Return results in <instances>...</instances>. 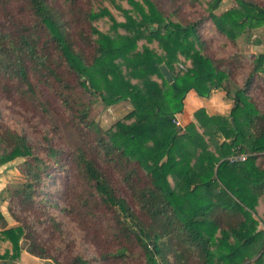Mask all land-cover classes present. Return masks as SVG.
I'll return each mask as SVG.
<instances>
[{"label": "trees", "instance_id": "1", "mask_svg": "<svg viewBox=\"0 0 264 264\" xmlns=\"http://www.w3.org/2000/svg\"><path fill=\"white\" fill-rule=\"evenodd\" d=\"M67 1L68 15L59 12L57 0H0L11 22L18 5L29 15L20 27L5 30L0 24V77L8 83L2 90L30 98L35 95L34 81L44 83L73 114L82 142L66 159L45 135L43 158L17 129L0 126L5 149L0 148V166L25 160V182L11 194L20 216L14 206L10 214L0 209V260L21 258L23 240L32 256L54 259L44 236L52 226L43 233L39 226H58L51 215L55 206L50 204L48 218L35 209L44 204L40 199L49 179L62 173V187L50 194L62 203L57 210L64 213L71 198L77 201L87 217L79 225L82 233L91 227L98 230L97 219L105 220L109 229L102 239L89 232L83 238L91 245L97 242L96 253L103 260L125 263L131 258L126 247L102 248L117 235L139 247L145 257L142 264H264V53L254 60L245 82L236 84L234 72L204 53L200 21H174L152 0H109L122 20L110 7L88 10L85 0ZM234 1V7L218 15L224 0H210V24L233 43L247 35L253 44L264 45V3ZM78 16L91 23L89 34L74 31ZM105 18L111 22L108 31L97 24ZM72 76L106 107L129 102L132 110L102 130L89 118L90 105L77 100ZM218 90L233 102L228 115L212 116V125L204 131L193 122L181 124L191 92L210 98ZM30 119L37 125L42 121ZM85 145L93 146L95 157ZM238 153L248 155L247 161L232 162ZM111 174L119 181L110 180ZM112 181L121 184L130 199ZM60 224L65 228L63 220ZM62 236L57 243L69 245L71 237ZM56 250L65 251L62 246ZM67 260L93 264L81 254Z\"/></svg>", "mask_w": 264, "mask_h": 264}, {"label": "rangeland", "instance_id": "2", "mask_svg": "<svg viewBox=\"0 0 264 264\" xmlns=\"http://www.w3.org/2000/svg\"><path fill=\"white\" fill-rule=\"evenodd\" d=\"M86 3H83V7H86L88 10L98 11L103 7H110L114 16L118 20H122V15L116 10L113 9L109 0H85ZM156 6L163 12V14L167 17H171L174 21L181 22L183 24L191 23V22H202L200 27V34L202 41L204 43L203 51L207 56L212 57L214 60L219 61V67L225 69L229 72H234L233 81L236 84H242L249 77L248 75L251 72V68L254 60L261 53H264V45L257 46L253 44L247 35H243L239 38L236 43H233L227 40L224 36H221L217 31H215L214 27L210 24V20L208 19L207 7L210 0H152ZM256 3H264V0H251ZM88 2V3H87ZM235 6L234 0H224L220 9L216 12V14L221 15L225 11L231 9ZM56 7L59 12L66 13L69 11V2L67 0H57ZM2 6H0V24L3 29L7 30L9 28H13L14 26L20 27L23 24L26 25V21L24 17L29 16L28 12L23 9V4L18 5L15 9L17 17H15L14 22H11V17H7L4 15ZM68 15V14H67ZM70 17H74L72 14ZM75 18V17H74ZM77 28L74 31H82L85 34H89L91 23L86 22L84 20V16H78ZM99 28L102 31H108L110 29L111 22L108 18L102 19L97 22ZM27 27V26H26ZM213 28V29H212ZM72 31H70V34ZM264 37V36H263ZM74 38V37H73ZM255 39V36L254 38ZM252 40V39H251ZM91 51L89 50L88 54ZM264 79V73L260 75ZM4 78L0 77V126H4L5 128L8 126L17 131L26 138L29 143L33 146L34 152L45 158V148L46 146L41 143V139L47 135L51 138L53 145L60 148L61 151L64 152L65 158L67 159L69 156L75 154L77 149L82 145V142L79 139L78 134L75 132V125L73 124L72 118L73 114L68 111L65 106H63L62 102L54 95V92L50 90V87L45 85L42 82L34 81L35 84V95H31L30 98H26V96L16 95L5 93L2 90L1 86L8 84ZM70 79V78H69ZM2 80V82H1ZM73 85L75 86V95L79 102L90 105L89 118L91 121L95 122L102 130H107L111 128L116 122L123 119L131 110L132 105L129 102H121L115 106L106 107L101 99L98 96H94L92 94L84 92L78 83H76L75 77L71 78ZM16 83V81H14ZM219 91V90H218ZM190 110L187 109V112ZM182 119H179L181 124L185 126V121L187 118L182 116ZM22 118H26L24 121ZM30 118H42V121L39 125L35 124V121ZM185 121V122H184ZM55 137V139H54ZM93 139V137H91ZM87 146V152L90 156L95 157V150L93 151V146ZM1 149H4L3 145H0ZM5 150V149H4ZM3 151V150H2ZM24 159H18L14 162H11L7 166H1L0 168V185H4L3 191L0 195L3 204H1V210L5 214H10L8 211L13 207L11 200V194L15 190L16 186H19L25 182V177L22 174L24 168ZM3 167L5 169H3ZM62 173H54V176L47 182L48 190L45 191L43 198L44 204H42L39 208L35 209V211L42 217L48 218V211L50 212V204L54 205L55 208L51 209V215L56 216L57 227H54L52 223L46 222L44 225L39 226L41 233L43 230L48 228V224L52 226V233L50 229L49 233L44 234L45 238L50 240V248L48 250L54 259L41 260L40 258H35L34 260H38L37 262H31L29 260H23L21 262V258L17 260H7L10 264H15L20 262V264H69L67 260L68 257H71V254L79 255L81 254L85 259L92 260L93 264H142L145 263V257L142 253H140L139 247H137L134 243L125 241L124 239H119L117 235L114 242H111L109 245L101 244L104 250L112 245L111 249L118 250L121 247H126L129 249V256L131 257L125 263H117L112 261L111 259L103 260L101 256L96 253L97 242L92 243L91 240L86 241L83 238L86 237L87 232H89L90 236L97 237L98 239H102L105 235L108 226L105 224V220L103 218H98L96 224L98 225V230L93 229L91 227L90 230L84 231V228L80 227V224L87 222V217L84 213H82L81 208L78 206V202L73 200L69 201V205H67V209L64 213H59L57 210L59 206H62V203H59L57 197L50 195L56 193L58 185L62 187L63 182L61 180ZM110 180L116 182L119 181L116 174H111ZM2 181V182H1ZM112 181V183H114ZM115 186L119 189V193L125 196L127 199H130V196L124 190L123 186L117 185ZM51 186V188H50ZM51 189V190H50ZM14 210L18 216H20V210L14 206ZM107 215H110L111 212L109 210H105ZM60 214V215H59ZM114 215H110L107 218H113ZM36 219L32 218V221ZM61 220L64 221L65 228L60 224ZM13 222H16L12 219ZM67 227V229H66ZM263 224L260 225V229H263ZM67 231V232H66ZM40 233V232H39ZM63 233V238L68 235L71 237L70 241H68L69 245H62L57 243L59 240L60 234ZM65 233V234H64ZM66 234H68L66 236ZM29 243L25 240L22 241L23 248H28ZM95 245V246H94ZM60 248L65 250L54 251L55 248ZM115 250V251H116ZM113 251V252H115ZM105 256V255H104ZM29 259V258H28ZM97 259V261H95ZM170 260L174 262V257L171 255ZM7 264V263H6ZM18 264V263H17Z\"/></svg>", "mask_w": 264, "mask_h": 264}, {"label": "crops", "instance_id": "3", "mask_svg": "<svg viewBox=\"0 0 264 264\" xmlns=\"http://www.w3.org/2000/svg\"><path fill=\"white\" fill-rule=\"evenodd\" d=\"M189 105H190V110L189 112H187ZM232 107H233V102L227 99V95L225 91L222 90L215 91L210 98H201L196 93L191 92L186 101V110H185L184 118H187L185 121L195 123L200 131H204L212 125V116L215 115L226 116L230 113ZM3 169L5 168L3 167ZM4 185H0V195L4 189L3 187H5ZM1 204H3V201L0 197V208H1ZM3 247L1 249L2 254H3ZM35 258L36 257L29 254L27 249L23 248L21 254V262L24 259L29 260L30 261L29 263L34 261L37 262L38 260H34ZM6 263L10 264V262L8 261L0 260V264H6ZM17 263L20 264V262Z\"/></svg>", "mask_w": 264, "mask_h": 264}, {"label": "built area", "instance_id": "4", "mask_svg": "<svg viewBox=\"0 0 264 264\" xmlns=\"http://www.w3.org/2000/svg\"><path fill=\"white\" fill-rule=\"evenodd\" d=\"M177 125H179V122H177ZM248 159V155L245 154H235L231 157V161L234 163H243L246 162Z\"/></svg>", "mask_w": 264, "mask_h": 264}, {"label": "water", "instance_id": "5", "mask_svg": "<svg viewBox=\"0 0 264 264\" xmlns=\"http://www.w3.org/2000/svg\"><path fill=\"white\" fill-rule=\"evenodd\" d=\"M161 71H162V74L164 75V77L166 78V80L169 83H172L173 82V78H172V75L170 74L169 70L165 66H162L161 67ZM232 122H233V119H232Z\"/></svg>", "mask_w": 264, "mask_h": 264}]
</instances>
